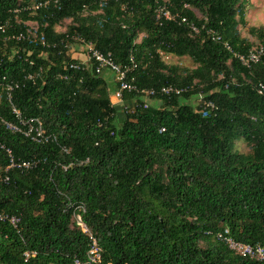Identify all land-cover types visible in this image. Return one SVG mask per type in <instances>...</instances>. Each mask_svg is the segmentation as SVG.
<instances>
[{
    "label": "trees",
    "instance_id": "trees-1",
    "mask_svg": "<svg viewBox=\"0 0 264 264\" xmlns=\"http://www.w3.org/2000/svg\"><path fill=\"white\" fill-rule=\"evenodd\" d=\"M32 1L0 0V84H17L9 101L0 86V213L19 218L17 229L0 223V264L84 259L86 238L71 225L69 204L83 205L103 264H264L211 236L226 229L235 241L264 246V97L255 92L264 85V57L244 69L223 48L252 47L237 29L245 0H106L101 7L58 0L13 13ZM156 3L220 41L192 35L187 24L159 23ZM27 22L35 23V40L7 39ZM247 33L264 48V24ZM76 39L117 65L132 58L129 77L139 89H191L148 98L155 103L145 109L141 94L123 93L118 110L109 101L116 86L90 70H65ZM159 53L187 58L193 68L166 64ZM198 94L216 110L199 111ZM12 108L38 118L52 141L37 145L6 130L1 121L16 123ZM4 148L35 166L5 172ZM26 252L34 255L24 261Z\"/></svg>",
    "mask_w": 264,
    "mask_h": 264
},
{
    "label": "built area",
    "instance_id": "built-area-1",
    "mask_svg": "<svg viewBox=\"0 0 264 264\" xmlns=\"http://www.w3.org/2000/svg\"><path fill=\"white\" fill-rule=\"evenodd\" d=\"M58 0H33L27 5H23L18 9L13 11L14 14H17L22 11L26 12H35L41 9H45L50 5L57 4ZM106 0H98L97 6H104ZM183 8L188 9L187 5H184ZM194 14V10H191ZM153 13L155 19L159 23L164 22H177L187 24L188 28L192 35L203 34V36L210 40L211 42H219L220 36L212 29L205 28L204 25H201L200 28L195 26L192 23H188L186 18L179 16L178 14H173L169 11V9L165 6V4H158L153 9ZM196 17V15L194 14ZM197 19H202L196 17ZM26 29L23 32H19L17 34H11L7 37V39H11L13 41H22L24 39L35 40V23L27 22L24 24ZM5 25H0V33L5 31ZM41 41V40H40ZM78 43V52L72 51L73 47L68 48V53L71 54L70 61L65 64V70L67 71H85L90 70L93 72L95 76H103L104 74H110L112 77V81L116 86V89L110 95V104L114 107L116 104H121L123 93H136L141 94L144 98L142 103V108H147L146 99L148 98H156V97H173V96H181L183 93L188 92L191 87H177L174 85H161L157 89H139L133 83V78L129 77L134 70L137 68V64L134 62L132 58H129L128 64L117 65L113 62L110 54H102L98 50H96L90 43H85L81 39H76ZM42 46L48 47V45L41 42ZM54 47V45L52 46ZM66 48V46H64ZM223 48L232 55V57L238 62V64L244 69H250L253 65H256L260 62V60L264 57V48L258 44L257 42L252 45L245 53H238L232 51L231 47L226 43H223ZM82 51V52H80ZM73 54L82 55V60H76L72 57ZM164 61H168L172 56L162 55ZM30 78V77H29ZM65 79V77H61ZM2 86V90L5 93L7 100H10V93L14 88L17 87V84H9L6 83ZM255 92L264 97V85L262 83H258L255 87ZM122 105V104H121ZM197 106L199 107V111L203 113H211L216 110L213 103L210 101L203 100L201 94L197 96ZM125 106H123L124 108ZM12 113L16 119V123L1 121L4 125L5 129L10 133L21 135L23 138L28 139L34 144L43 145L50 141H52V137L50 135H46L42 129L41 121L38 118H28L22 119L19 116V113L12 108ZM163 129H160L162 132ZM5 155L7 157V166L5 168V172L16 170V171H27L33 168L36 164V161H22L14 159L11 151L7 148H4ZM64 153H68V149H62ZM81 164L87 163V160L80 162ZM71 165V164H69ZM69 165L63 166L65 170ZM7 180L5 177L4 181ZM69 209H72L71 213V225L79 230V232L85 235L86 238V250L84 253V259H79L74 257L72 260L73 264H103L101 258V249L98 245V242L95 236L90 232L88 226L83 220V214L85 209L82 204H69ZM0 223H5L9 225L12 229H17L19 224V218L15 215H10L7 213H0ZM211 236L217 241L221 242L231 253L238 255L242 258H246L248 260L254 262H264V246L259 244L249 245L239 241H235L228 235V231L225 229L222 232H216L211 234ZM34 254L32 253H24V261L28 257H32Z\"/></svg>",
    "mask_w": 264,
    "mask_h": 264
},
{
    "label": "rangeland",
    "instance_id": "rangeland-1",
    "mask_svg": "<svg viewBox=\"0 0 264 264\" xmlns=\"http://www.w3.org/2000/svg\"><path fill=\"white\" fill-rule=\"evenodd\" d=\"M194 14L196 17L200 18L201 14L197 11L194 10ZM243 20L244 24L239 25L237 27L239 35L241 38L245 39L249 44L254 45L256 42L254 38H252L248 33L247 29L248 27H259L264 24V0H245V8L243 11ZM66 24V23H65ZM56 31L63 32L64 31V24H62L59 27H56ZM78 45L73 46L72 51H77L78 52ZM82 52V51H80ZM166 64H172V65H177L180 69L183 68H193L192 63L190 62L189 59L187 58H174L171 57L168 61H166ZM109 85V83H108ZM147 105L154 104L155 101L153 100H146ZM236 147L238 150L242 153H246L247 149L244 146L242 142H237Z\"/></svg>",
    "mask_w": 264,
    "mask_h": 264
},
{
    "label": "crops",
    "instance_id": "crops-1",
    "mask_svg": "<svg viewBox=\"0 0 264 264\" xmlns=\"http://www.w3.org/2000/svg\"><path fill=\"white\" fill-rule=\"evenodd\" d=\"M72 57H73L74 59H76V60H77V59H78V60H82V55H80V54H73ZM102 79L105 80L107 83H109V89H113V88L115 87V85L113 84L112 77H111L110 74H104V75L102 76ZM112 91L114 92L115 89L112 90ZM113 92H112V93H113ZM120 106H121V104H116V105H115V108L119 110V109H120ZM118 110H117V111H118ZM120 114H121V111L117 113V116L119 117Z\"/></svg>",
    "mask_w": 264,
    "mask_h": 264
}]
</instances>
